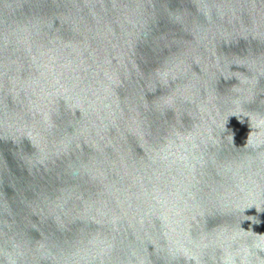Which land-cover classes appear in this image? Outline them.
<instances>
[{
	"label": "water",
	"instance_id": "95a60500",
	"mask_svg": "<svg viewBox=\"0 0 264 264\" xmlns=\"http://www.w3.org/2000/svg\"><path fill=\"white\" fill-rule=\"evenodd\" d=\"M256 245L264 0H0V264Z\"/></svg>",
	"mask_w": 264,
	"mask_h": 264
},
{
	"label": "clouds",
	"instance_id": "9594fccd",
	"mask_svg": "<svg viewBox=\"0 0 264 264\" xmlns=\"http://www.w3.org/2000/svg\"><path fill=\"white\" fill-rule=\"evenodd\" d=\"M256 247H261L264 248V245H256ZM252 253L250 252V250H245L244 256L242 257V260H244L245 262H247V258L251 255ZM225 264H235V257L232 255H228L225 258Z\"/></svg>",
	"mask_w": 264,
	"mask_h": 264
}]
</instances>
